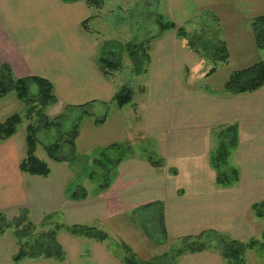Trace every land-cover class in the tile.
<instances>
[{
    "label": "crops",
    "instance_id": "1",
    "mask_svg": "<svg viewBox=\"0 0 264 264\" xmlns=\"http://www.w3.org/2000/svg\"><path fill=\"white\" fill-rule=\"evenodd\" d=\"M89 17L86 0H0V66L8 63L20 78L48 79L62 109L112 103L114 86L99 71L96 50L80 30ZM169 32L150 50L146 72L152 65L150 96L147 107H142L149 121L144 134L163 143L164 169L155 167L146 152L121 156L110 186L77 201L66 195L73 168L68 161L40 156L52 169L48 177L21 171L27 133L18 129L11 138L0 141V212H18L26 207L32 214L44 195L53 197L47 206L42 204L46 214L56 217L59 209L69 224L93 225L100 219L107 221L109 216H128L158 201L163 204L168 237L180 239L216 230L244 242L255 238L262 218L252 208L264 201V86L237 95L226 94L224 88L212 92L188 87L183 73L200 66L202 59ZM252 37L254 40L253 32ZM20 105L15 93L0 97V121L17 113ZM231 125L238 127L239 143L231 153L230 165L239 170V181L227 189L212 186L185 190L176 178L179 169L192 176L194 183L215 182L211 159L220 143L219 132ZM201 168L206 176H195L193 173ZM250 263L264 264V256Z\"/></svg>",
    "mask_w": 264,
    "mask_h": 264
},
{
    "label": "rangeland",
    "instance_id": "2",
    "mask_svg": "<svg viewBox=\"0 0 264 264\" xmlns=\"http://www.w3.org/2000/svg\"><path fill=\"white\" fill-rule=\"evenodd\" d=\"M89 9V18L93 17L89 22L90 29L88 32H84L82 28L80 30L92 42L91 47L96 50V65L99 69L97 62L102 55L121 59L124 67L105 77L114 86L116 93L126 86L131 88L135 101L124 108H120L115 100L98 106L89 103L84 108L67 106L69 108L62 109L61 105L56 103L45 110L53 125L45 127L43 122L42 125L39 123L41 126L37 133L39 156L49 158L46 148L57 141L63 143L58 156L69 157L73 164L70 172L72 176L68 178L67 183L69 185L74 181L79 182L88 191L87 199L95 192L96 194L100 192L98 187L105 181L102 173L105 169L109 170L108 180L114 179L118 166V164L115 166V162L121 156L141 155L146 152L155 160L164 159L163 143L148 139L143 130L144 126L149 125L147 110L142 107H147L150 96L149 82L152 77L149 76L152 75V65L149 73H136L129 52L123 48L126 42H151L149 45L152 49L158 39L156 37L164 31L159 23L161 18L164 23L173 21L179 27L183 26L190 38L195 40L196 45L201 40L206 41L208 46L205 51L206 57L197 52L202 64L186 74L183 73V82L188 87L198 86L212 92L223 89L234 71L251 66L264 58V50H259L253 40L251 25L254 17L264 14V0H106L103 7ZM165 32L178 36L176 28ZM178 38L180 39L179 36ZM221 40L227 45L229 61L220 62L217 71L207 75L216 64L212 57L216 48L222 46ZM182 42L189 47L186 40L183 39ZM168 46L171 48L172 45ZM112 51L113 54H110ZM37 91L38 87L34 84L32 92ZM20 101V108L17 106L16 109L17 113L23 114L24 121L19 130L21 133H27L28 123L31 121L37 123L39 120L27 117L26 102L21 99ZM9 110L14 111L13 107ZM85 110L89 115L84 114ZM75 124L79 125V133L73 149L71 143L65 140L72 139ZM103 149L105 152H102ZM232 157L230 156L229 162ZM95 160H101L102 163H96ZM161 168L163 170L164 166ZM203 169H198L193 174L200 176L204 173L206 176ZM90 172H96L94 180L86 175ZM178 172L176 178L179 177V185L187 191L195 187L196 190L208 187L210 189L212 186L222 187L216 180L212 185L206 182L194 183L192 176H187L180 169ZM66 195L69 196L68 193ZM51 199L43 195L39 203L47 206ZM42 204L39 207L34 206L31 214L33 221L39 224L40 228L44 224L43 228L49 229L56 227L57 224L70 223L66 220L68 218L63 210L58 209L56 217H52L46 214L45 211L48 210ZM85 204L91 206L90 203ZM14 211L10 210L9 214H5L12 218L18 215L20 210ZM261 218V228L257 225L255 236L261 243L247 251L248 264L252 259L264 256V218ZM159 219L157 212L151 208L136 209L128 213V216H109L107 221L100 219V222L96 221L93 225L108 233V238L104 242L75 236L62 228L58 231V239L66 252V259L62 262L44 258L16 262L14 256L19 250V245L13 235V229H10L0 236V264H124L123 258L127 255L125 244L141 258L147 259L167 251L171 252L182 243L180 239L165 235ZM209 243L211 246L209 250L183 254L176 264H226L217 248L222 244L220 240L212 239Z\"/></svg>",
    "mask_w": 264,
    "mask_h": 264
},
{
    "label": "trees",
    "instance_id": "3",
    "mask_svg": "<svg viewBox=\"0 0 264 264\" xmlns=\"http://www.w3.org/2000/svg\"><path fill=\"white\" fill-rule=\"evenodd\" d=\"M105 2L106 0H86L89 8H101L104 6ZM92 18L93 17L85 20L81 24V28L84 32L89 31V22ZM159 23L164 30L162 33L166 30L176 28L178 30V36L180 39L187 41V45L190 49L195 50L201 56H207V52H205L208 48L206 41H201L200 38H198L200 43L198 41V45H196L195 40L190 38L189 33L183 26L179 27L173 21L164 23L162 18L159 20ZM251 25L256 47L259 50H264V14L254 17L251 21ZM161 34L156 38L161 37ZM149 43L140 41L126 42L124 44L123 48L129 52L131 60L135 66V72L138 74L148 71L147 65L151 62V46ZM221 44L222 46L216 48L213 53L214 57H212V59L216 64L210 69L207 75L215 73L220 62L228 63L229 61L227 45L222 40ZM110 54H113V51L110 52ZM97 64L100 72L106 77L109 73L119 71L124 67L123 61L115 58V56L110 57L102 55L98 59ZM34 84L38 87L36 93L32 92V86ZM262 86H264V58L258 60L249 67L234 71L227 79L224 85V91L230 95H237L255 92ZM9 93H15L19 99L26 102L25 114L27 117L33 120L34 118L39 120L37 123L32 121L29 122L26 127L27 153L26 157L20 164V169L22 172L30 175L48 177L51 174L52 169L49 163L37 153V133L42 122L46 125L45 127L53 125L52 119L47 117L48 115L45 113V110L58 102L55 88L48 79L40 76L17 77L14 74L12 67L8 63H4L0 66V97H4ZM133 96L134 93L131 88L126 86L115 94L114 100L117 101L119 107H123L133 100ZM84 107L86 106H81V108ZM84 114L89 115L87 110L84 111ZM23 121V114L20 113H14L5 120L0 121V141H5L15 135ZM78 128L79 125L75 124L72 132V139L65 140V142L67 141L71 143L73 149H75V138H77L79 133ZM219 137L220 143L216 152L212 156L211 163L216 170L217 184L225 189L232 188L239 181V170L230 165L229 162L232 151L239 143L238 127L236 125L227 126L219 132ZM62 147L63 143L60 141L48 146L46 148L48 156L55 161H68L72 164L69 157L58 156V152ZM102 152H105V149H103ZM95 162L102 163L101 160H95ZM150 162L157 168L164 166L163 160H155L153 157L150 158ZM118 163H121V157L116 160L115 166H117ZM108 172L109 170L107 169L102 172L105 181L99 184L98 191L100 192L106 190L111 184V181L108 180ZM86 175H89V177L94 180L96 172H90ZM66 192L71 199L77 201H82L88 197L87 189L77 181L71 182L67 186ZM142 208H151L155 213L157 212L165 235L168 237L165 227L163 204L155 201L143 205L137 208V210H142ZM252 209L258 217L264 218V201L255 203ZM38 225L39 224L33 221L31 212L26 207L21 208L19 214L12 218H9L5 213L0 212V236L5 234L8 230L13 229V235L19 245V250L14 256L16 262H20L24 259L40 258L52 259L59 262L64 261L66 259V252L58 239V231L62 228L66 229L72 235L88 237L100 242H104L108 238V233L101 230L96 225L57 224L56 227L49 229L43 228L45 224L42 228ZM212 239L220 240V243H222L221 246H218L217 248L226 264H248L247 251L254 248L255 245L260 242L259 239L255 238L248 242H244L238 239H233L227 234L216 230H203L198 235L180 238L182 243L171 252L167 251L161 255L152 256L147 259L141 258L129 245L125 244L124 248L127 251V255L123 258V262L124 264H176L178 258L183 254L199 253L209 250L211 248L209 241Z\"/></svg>",
    "mask_w": 264,
    "mask_h": 264
}]
</instances>
